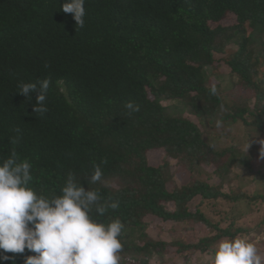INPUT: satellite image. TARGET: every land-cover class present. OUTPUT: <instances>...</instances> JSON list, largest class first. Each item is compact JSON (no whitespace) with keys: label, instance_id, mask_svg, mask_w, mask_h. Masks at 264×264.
Returning a JSON list of instances; mask_svg holds the SVG:
<instances>
[{"label":"trees","instance_id":"16d2710c","mask_svg":"<svg viewBox=\"0 0 264 264\" xmlns=\"http://www.w3.org/2000/svg\"><path fill=\"white\" fill-rule=\"evenodd\" d=\"M65 2L0 0V157L28 158L43 195L58 193L69 173L87 190L84 176L99 164L103 178L90 187L102 203L120 201L99 217L125 226L120 264L164 263L168 247L181 264L194 254L204 264L219 240L237 235L263 236L264 254V0H86L83 28ZM227 13L234 24H220ZM220 67L234 79L223 83ZM44 78L48 111L39 116L36 93L17 91ZM129 101L139 112L128 115ZM152 149L161 161L150 162ZM174 167L189 173L187 184L174 182ZM234 167L236 180L226 178ZM240 170L262 190L245 192ZM151 218L207 233L167 241L148 233ZM5 254L14 260L0 264L34 253Z\"/></svg>","mask_w":264,"mask_h":264},{"label":"clouds","instance_id":"9594fccd","mask_svg":"<svg viewBox=\"0 0 264 264\" xmlns=\"http://www.w3.org/2000/svg\"><path fill=\"white\" fill-rule=\"evenodd\" d=\"M85 2L66 0L60 6L80 28L85 26ZM50 84L49 78L21 82L17 92L28 100L35 92L33 112L42 116L48 111ZM216 93L212 86L210 94ZM125 108L128 115L140 110L131 101ZM32 168V162L15 151L0 157V260H14L5 253L22 254L27 249L34 254L27 255L24 264H120L125 226L119 218L108 223L99 218L109 209L117 210L120 201L109 197L102 203L99 192L90 187L101 182L102 167L95 164L85 174L87 190L69 173L59 192L52 195L37 193ZM204 264H264V254L252 239L237 235L219 240Z\"/></svg>","mask_w":264,"mask_h":264},{"label":"rangeland","instance_id":"374dc122","mask_svg":"<svg viewBox=\"0 0 264 264\" xmlns=\"http://www.w3.org/2000/svg\"><path fill=\"white\" fill-rule=\"evenodd\" d=\"M234 23H235V18L230 13H227L220 20V24H223V25H231ZM220 69L223 71V75H224V77L222 78V82L223 83L229 82V80L233 76H231V74L229 73V71L227 69H224L223 67L222 68L220 67ZM233 79H234V77H233ZM189 117H191V119H194L192 116H189ZM241 148L243 151H247V150H249L250 147H249V145H244V146H241ZM162 157H163V152L159 149H152L151 151L148 152V158H149L150 162L157 163V162L161 161ZM168 159L171 162V164H174L175 159L173 156H169ZM213 168H214V166L212 164H210L206 167V171L208 174H211V176L209 177V181L215 183V182H217V177L215 178V176L211 172L213 170ZM237 172H239V169H236L234 167L230 171V174L226 178L236 180V176L238 174ZM240 174L248 182L247 185L243 188V190L245 192H247L248 194H252L254 192H259L262 190L261 189V183H260L258 178H255L252 183L249 182L251 180L250 178L252 177L253 174L249 175L247 170H240ZM173 180L178 185H185L189 182V173L182 168L174 167ZM149 221H150V224L147 228L148 233L153 237H159V238L167 240V241L170 240L171 235H183L184 237H186L189 240H196L198 237L207 233L206 228L200 223H198V224L188 223L187 231L183 232V231H180V229H173L172 230L171 224H168V223L162 224V222L160 223L159 220H157L156 218H151V219H149ZM261 237H263V236L256 237L254 239V242L256 243V242H259L260 240H262ZM164 259L166 260V262L161 263V264H181V262H182V259L179 258V255L174 254L171 247H168L167 252L164 255ZM195 260H196V254H194L191 264H196L197 261H195ZM151 264H159V262L155 257H153L151 260Z\"/></svg>","mask_w":264,"mask_h":264}]
</instances>
